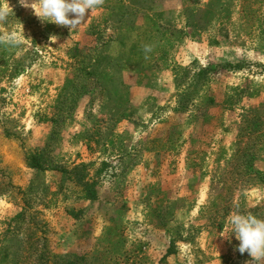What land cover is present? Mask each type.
<instances>
[{
  "label": "rangeland",
  "instance_id": "1",
  "mask_svg": "<svg viewBox=\"0 0 264 264\" xmlns=\"http://www.w3.org/2000/svg\"><path fill=\"white\" fill-rule=\"evenodd\" d=\"M35 2L0 0V39L23 44L28 54L22 74L14 77L10 66L0 75V264H13L3 236L20 212L11 225L27 256L19 264H53L70 254L93 264H132L130 257L133 264H208L196 241L205 230L223 252L221 264H249L239 241L223 235L232 212L264 219V0H101L71 33L42 22ZM131 5L136 16L117 29L115 16ZM185 21L210 29L222 44L206 55L205 68L175 64L167 71L163 64L183 37L174 26ZM108 56L117 69L105 70ZM94 60L101 64L93 76L79 74L83 94L68 97L58 112L60 90ZM200 69L208 70L206 85L197 81ZM185 93L198 98L170 113L173 98ZM249 108L259 109L255 126L243 128ZM251 126L256 131L248 135ZM187 128L190 141L181 144ZM223 134L234 135V154ZM47 142L52 165L87 166V179L97 181L94 201L77 200L81 188L61 172L29 167L27 157ZM243 150L255 154L256 177L235 162ZM171 241L175 252L162 260Z\"/></svg>",
  "mask_w": 264,
  "mask_h": 264
},
{
  "label": "trees",
  "instance_id": "2",
  "mask_svg": "<svg viewBox=\"0 0 264 264\" xmlns=\"http://www.w3.org/2000/svg\"><path fill=\"white\" fill-rule=\"evenodd\" d=\"M125 1H131V0H125ZM139 11H143L142 9H139ZM137 10H135V8L131 5V7L129 9H127L125 11V13H123V15L118 16V18H116L115 16V24L119 23V25H121V28L118 27L117 29H122V27L125 25L124 23H129L130 20L128 19V15L131 16H136ZM134 23V22H133ZM153 27L158 29V25L155 23L153 24ZM92 28V27H91ZM24 45L19 43V42H6L3 41L2 39H0V75H2L3 73L7 72L8 68L11 66V68L9 69L10 73L14 76L17 77L18 75L22 74V66L25 63V59L27 58L28 54L25 50L24 52ZM79 54L81 52H83V50H81L82 48H80L79 46ZM78 54V56H79ZM164 56H168V51L167 49H163L162 53ZM136 56V54H135ZM138 56V55H137ZM73 58H77V55H75ZM131 64H134V60L130 59L129 61ZM101 63H98L97 60H94L93 64L91 65L90 68H88V70L86 69L85 65H82L81 68H78L76 75H74V77L72 79H70L67 83V85L65 87L62 88V90H60L59 92V96L56 99V109L58 112H62L64 110V107L66 105V99L70 96H78L79 97L83 94H80L81 91L80 89L83 87H79V74H84L86 77L88 76H93L94 73H96V67L98 68V66L100 67ZM106 67L105 70L109 71L113 69H117L119 67V63L111 56H108V59L105 62ZM128 64H126L125 66H127ZM225 67H232V65H230V63H224L223 64ZM165 69H169V63L166 61L163 64ZM235 66V65H234ZM141 67V66H140ZM237 67V66H236ZM239 68V67H237ZM208 72L207 69H200V74L199 76L200 79L197 81H202L203 85H206L208 82V78L206 73ZM99 86V85H98ZM198 98V96H195ZM190 94L185 93V94H179L177 95V111L179 110L181 111H185L187 108V104L190 101H193V98ZM203 98L206 100V102L208 103V105H213L215 104V100L213 97L211 96H206L203 95ZM259 109L256 108H249L246 110V112L244 113V115H242V119L246 120L248 124L245 125L243 128H246L247 126H250L251 124L253 126H255V120L257 118V112ZM250 117V118H249ZM249 118V119H248ZM56 121V120H55ZM250 134H252V132L256 131V129L254 130L253 127L251 126L250 128ZM244 129H241V131H243ZM239 131V137H240V132ZM252 131V132H251ZM55 130L52 132L51 136L49 139H52L54 134H55ZM80 134V133H79ZM99 133H97L98 135ZM79 137L81 138H88V135L86 136L84 133L82 134V136L80 135ZM250 140L248 139V142ZM113 143V141H108L107 143ZM50 142H47L43 148L39 149L35 154L30 155L29 157H27V163L29 165V167L31 169L37 170V171H46L48 169H53L55 171H59L61 172L63 175L66 176V178L70 179L71 182H73L77 187H80L81 190L79 191V195L77 196V200L80 201H85V202H92L97 198V181L94 180H90L87 179V174H86V169L87 166L84 164L78 165L76 167H74L71 170H67L65 168H60L57 167L55 165H52L51 160L47 157L46 153H47V149L49 147ZM105 145V144H104ZM253 146V144H250L249 146H247L249 149H251V147ZM245 149V147H243ZM235 162L237 164V166L239 167H243L244 168V176H248L250 178L252 177H256L257 175H259V172L254 171L253 170V163L256 162L255 160V154L250 152V150H243V152L239 155H237V158L235 159ZM104 167V164H102V168ZM102 168L100 171H98L96 173V175L98 176L101 172H102ZM30 190V189H29ZM24 216L23 213H18L17 215H15L13 218H11V220L8 223V229L7 232L4 233L5 237V242L6 240H10L11 242L7 243V254H6V258H9V256H11V259L13 264H19L21 258L26 259L27 256L24 254L20 253V249L23 248V241L22 239H19L17 237V235L14 236V234L16 233V229L12 228L11 225L14 222L19 221L20 219H22ZM20 222V221H19ZM112 230L113 233H115L117 231V229H109ZM12 234L11 237L7 238L6 235L8 234ZM13 243H15L16 245H13ZM13 247H16V251L13 252L11 249ZM18 248V249H17ZM175 249H174V241L170 242V246L168 247L166 254L162 257V260H164L167 256H169L170 254L174 253ZM132 260V264L134 263L135 258L134 257H130ZM23 262V261H22ZM53 264H93L92 262L88 261V259L85 256H81V255H76V254H70L67 256H56Z\"/></svg>",
  "mask_w": 264,
  "mask_h": 264
},
{
  "label": "clouds",
  "instance_id": "3",
  "mask_svg": "<svg viewBox=\"0 0 264 264\" xmlns=\"http://www.w3.org/2000/svg\"><path fill=\"white\" fill-rule=\"evenodd\" d=\"M100 3L101 0H36L31 7L42 22L66 27L71 33L86 23V13L92 12ZM4 18L0 13V20ZM56 39L55 36L50 37L51 41ZM145 50L151 51L147 47ZM226 222L229 231L223 237L230 241L234 236L239 241V253L247 252L255 264H260L264 260V219L252 213L235 211L228 215Z\"/></svg>",
  "mask_w": 264,
  "mask_h": 264
},
{
  "label": "crops",
  "instance_id": "4",
  "mask_svg": "<svg viewBox=\"0 0 264 264\" xmlns=\"http://www.w3.org/2000/svg\"><path fill=\"white\" fill-rule=\"evenodd\" d=\"M191 24H187L186 21L184 23H182V25L180 26H174L177 28V32L181 35H183V37L181 38V40H179V42H177V46L174 48V52L173 55L171 56V58L168 60L169 65L171 64V66H169V69L167 71H172L174 65L175 66H183V67H187L190 64H198L200 63V65L205 68V66H207L205 63L206 59H208L209 57L206 56L209 54V52L214 48V47H218L216 46L217 44L220 43V40L218 38H213L212 34H211V30L210 29H201V28H196L195 30L193 28H191ZM194 27V26H193ZM189 30H192L194 32V36H191L189 33ZM222 44V43H220ZM215 45V46H213ZM221 48V47H220ZM219 48V49H220ZM192 57H190V55H192ZM208 57V58H207ZM190 58V59H189ZM209 60V59H208ZM223 64L224 60H220ZM227 61V60H225ZM230 61H227L226 63H228ZM168 75V74H167ZM170 80V79H169ZM166 82V80H164ZM171 82L169 81L168 83V87L172 88V86H170ZM141 92L142 90L138 88H134L132 90V92ZM136 92V93H137ZM135 93V94H136ZM138 94V93H137ZM138 95H135V97H137ZM177 98L176 96L173 98V102L172 105H170V113H181L179 111H177ZM169 113V114H170ZM185 125H183L184 128ZM190 128L192 129V127L190 126ZM190 128H187V133L182 134L180 137H178V141L182 144H185L186 141H190L189 136L191 135L190 133ZM225 135V134H223ZM227 137L228 141L231 142H226V144H231L232 150L231 152H229V154H234L235 152V148L234 147V143L235 141L232 139H234V135L233 134H227L225 135ZM177 141V142H178ZM181 156L184 158V160L186 159V153H182ZM207 190V187H206ZM207 197L205 196V198L203 199L202 202H205V199ZM88 203L85 202V204ZM204 203H200L199 207L203 206ZM180 216V214H179ZM199 243V247L201 248L202 252H204V254L206 256H210V260L208 264H221L220 263V259L223 257V252L220 251L219 244L217 243V241H213L212 240V236L209 230H205L203 232H201L196 240ZM213 243L215 244V247H213L211 249V246L213 245ZM188 246L190 247L191 245L188 244ZM191 250H188V254L191 255ZM166 254L163 253L162 257ZM161 257V258H162ZM249 264H255V262L251 259V262ZM260 264H264V260H262L260 262Z\"/></svg>",
  "mask_w": 264,
  "mask_h": 264
}]
</instances>
